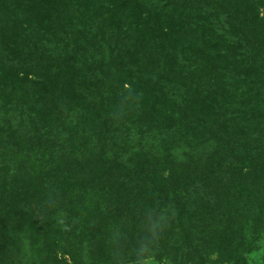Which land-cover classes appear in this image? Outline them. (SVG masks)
I'll list each match as a JSON object with an SVG mask.
<instances>
[{
	"label": "trees",
	"instance_id": "1",
	"mask_svg": "<svg viewBox=\"0 0 264 264\" xmlns=\"http://www.w3.org/2000/svg\"><path fill=\"white\" fill-rule=\"evenodd\" d=\"M262 244L264 0H0V264Z\"/></svg>",
	"mask_w": 264,
	"mask_h": 264
},
{
	"label": "rangeland",
	"instance_id": "2",
	"mask_svg": "<svg viewBox=\"0 0 264 264\" xmlns=\"http://www.w3.org/2000/svg\"><path fill=\"white\" fill-rule=\"evenodd\" d=\"M143 264H165L158 263L155 259L148 257L143 261ZM247 264H264V244H262L257 250L250 253L247 257Z\"/></svg>",
	"mask_w": 264,
	"mask_h": 264
}]
</instances>
